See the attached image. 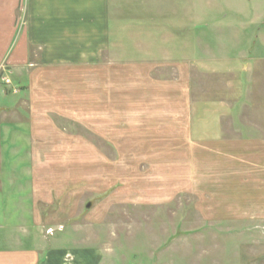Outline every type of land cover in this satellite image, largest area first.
Returning a JSON list of instances; mask_svg holds the SVG:
<instances>
[{"label":"rangeland","instance_id":"1","mask_svg":"<svg viewBox=\"0 0 264 264\" xmlns=\"http://www.w3.org/2000/svg\"><path fill=\"white\" fill-rule=\"evenodd\" d=\"M242 2L264 0L110 2L112 41L117 27L121 46L130 50V32L151 33L150 47L158 61L176 63L182 53L187 67L180 73L162 66L144 72L152 79L151 89L156 83L157 99L148 103L141 101L149 96L145 89H151L135 85L139 72L124 73L125 87L119 86L115 70L93 72L98 97L114 101L97 102L113 119L93 125V130L84 124L83 87L71 81L74 98L68 106L75 118L61 117L49 108L50 102L49 113L35 108L44 116L37 114V120L47 132L40 150H30L29 90L15 84L28 72L15 76L0 68V207L7 231L16 226V237L25 234L27 228L18 221L27 216L29 179L35 176L43 197L38 203L42 229L36 233L46 244L50 238L52 244L99 248L104 264H264V152L242 143L264 138L247 124L255 109L260 118L252 122L264 129V68L259 74L254 60L264 58V27L255 29L254 23L242 28L240 20L223 25L236 15V5L242 20L250 14ZM92 4L95 11L102 10L103 3ZM244 33L246 39L240 38ZM241 56H246L240 61L246 70L241 74L196 68L203 57ZM69 72L82 80L78 72ZM122 91L130 103L124 105L128 116L120 120L116 115L122 104L115 100ZM214 99L228 110L236 106L227 113L232 120L223 121V137L232 140V149L228 144L199 148L189 134L191 114L200 113L196 108L203 101ZM234 128L237 133L232 134Z\"/></svg>","mask_w":264,"mask_h":264},{"label":"crops","instance_id":"2","mask_svg":"<svg viewBox=\"0 0 264 264\" xmlns=\"http://www.w3.org/2000/svg\"><path fill=\"white\" fill-rule=\"evenodd\" d=\"M93 2L103 3L102 10L101 8L98 11L92 9ZM110 2H123V0H0V68L13 71L15 76L19 71L28 72L24 80L16 81L15 84L21 91L29 90L30 98L28 97V99L31 111L30 114L28 113V118L32 119V122L28 126L31 135L29 140L31 152L40 150L47 134L44 127L38 123L36 107L42 112L50 111L49 108H53L55 113L66 119L76 117L69 112L68 106L70 98H74V93L69 91L71 81L76 87L79 85L83 87L81 89L84 96H80V98H84L86 103L84 124L90 128L105 122L109 124L110 119H113L103 104L95 106L97 102H114L112 98H103L102 94L98 97L99 94L93 90V87H98L94 77L96 74L93 72L98 70L101 72L117 71L120 76L118 78L119 86L122 87L127 85L124 74L126 71L139 72L135 85L139 89L147 88V86L151 89L152 79H148V75L144 72L162 66L165 67L164 69H172L180 73L187 67L182 53L176 63H174L175 61L171 63H165L163 60L158 61L155 57L157 51L150 47L151 33L130 32V36L133 37L130 50L126 48V45L121 46L120 38L117 36L119 35L117 27L118 31L113 28L111 32L113 36H116L112 41L109 30L111 16L108 7ZM241 4L245 5V10L250 11V14L242 15L245 21L237 16L241 15L242 10L239 5H236L238 8L236 15L223 25H228L225 27L236 25V20L238 22L240 20L245 24L242 28L247 27V24L254 23L257 25L255 29L263 28L264 2H242ZM97 12L101 14L95 15ZM219 24L222 26L221 23ZM239 37L246 39V34H240ZM251 49L252 45L248 46L245 51L250 52ZM164 53L167 52L163 50L162 54L164 55ZM245 57L241 56L238 60L203 57L196 63V68L202 72L234 71L241 74L246 72V70L242 71L243 66L240 64L241 59L245 61ZM254 60L258 62L257 68L260 74L261 68H264V58H255ZM258 65L260 66L258 67ZM248 68L246 69L248 70ZM66 70L68 72H65ZM69 71L78 72L79 79L82 80L79 82L73 74L71 77ZM60 72L66 73L65 77H62ZM106 84L102 83L101 85L105 87ZM241 84L239 81L238 85ZM155 86L156 83L153 84L151 90L145 89L149 96L144 97L141 102L156 101ZM185 91L186 89L181 85L180 92L185 93ZM180 92L178 91V93ZM116 97L117 99L114 100L118 105L122 104L121 107H118L116 115L121 120L128 116L124 105L130 101L125 99L123 91ZM132 101L135 103L138 100L135 98ZM48 102L51 103L49 108ZM184 106L185 110L189 111L188 101ZM227 108L224 102H216L215 99L205 100L196 108V111L200 113L195 116L191 114L192 122L189 126V134H192V140L199 145V148H205L209 144L213 145L214 149L217 148L216 145L224 148L228 144V148L232 149V140L223 137V131H225L223 121L229 117L228 114L230 111H234L236 106H232L229 110ZM38 115L40 116L41 112ZM186 116L188 118V112ZM41 117L44 116L41 115ZM247 118L250 120L247 124L252 126L253 132H257V135H264V129L259 126L258 122H252L253 119L260 118L258 111L254 109L251 116ZM90 129L93 130V127ZM232 131V134L237 133L236 128ZM50 133H57V130H50ZM248 141L244 139L242 143L253 149L261 148L264 152V138H251L250 142ZM238 147L241 148V144ZM262 156L264 159V154ZM31 166L36 170L35 162H32ZM29 180H31L29 194L31 203L27 205V216L21 215V219L18 221L27 228L23 238L16 237L19 232L16 226L7 231V221L4 217L6 213L0 207V264H104V252L99 248L67 243L52 244L50 238L46 240V244L42 236L36 233L42 229L38 203L43 201L41 200L43 197L38 191V179L32 176ZM38 236L41 237L40 240L37 238ZM22 239L29 243H21ZM12 240L15 243L11 244Z\"/></svg>","mask_w":264,"mask_h":264},{"label":"built area","instance_id":"3","mask_svg":"<svg viewBox=\"0 0 264 264\" xmlns=\"http://www.w3.org/2000/svg\"><path fill=\"white\" fill-rule=\"evenodd\" d=\"M6 82H9V80H8V79H6Z\"/></svg>","mask_w":264,"mask_h":264},{"label":"water","instance_id":"4","mask_svg":"<svg viewBox=\"0 0 264 264\" xmlns=\"http://www.w3.org/2000/svg\"><path fill=\"white\" fill-rule=\"evenodd\" d=\"M88 206V205H87Z\"/></svg>","mask_w":264,"mask_h":264}]
</instances>
